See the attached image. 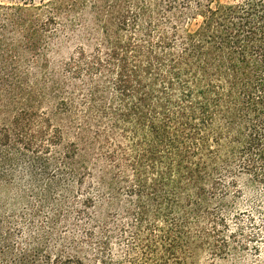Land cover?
I'll use <instances>...</instances> for the list:
<instances>
[{
  "label": "trees",
  "instance_id": "1",
  "mask_svg": "<svg viewBox=\"0 0 264 264\" xmlns=\"http://www.w3.org/2000/svg\"><path fill=\"white\" fill-rule=\"evenodd\" d=\"M263 187L264 0L0 2V264H264Z\"/></svg>",
  "mask_w": 264,
  "mask_h": 264
},
{
  "label": "rangeland",
  "instance_id": "2",
  "mask_svg": "<svg viewBox=\"0 0 264 264\" xmlns=\"http://www.w3.org/2000/svg\"><path fill=\"white\" fill-rule=\"evenodd\" d=\"M20 0H0V2H18ZM40 0H34V2H39ZM199 20L200 18L199 17H196L195 19H190L188 20V22L186 23L185 21L187 20H183L182 22V25H184L186 28H190V29H193L197 26V24L199 23ZM62 41V44L61 46L63 47L62 50L60 51V56H62L63 58L67 57L68 55L72 54L74 51H75V48L76 46L80 43V37L79 36H76L74 34H67L65 36V38H61L60 39ZM59 41V40H58ZM57 57V56H56ZM59 57V56H58ZM73 187L75 189V196L77 197L76 201L78 203H80V188L73 184ZM264 190V187L263 188H258V190ZM245 198H248L247 196L243 197V201L245 200ZM256 204V207L258 208V211L254 212V216L256 218V220H258L260 217H263L264 216V197H262V199L260 200L259 199V202L255 203ZM247 211H245L244 215H243V218L246 220V217H247ZM71 217H72V222H78V224H80V216L77 215V213H75L74 211H71ZM232 225H234L233 223H231ZM72 227V226H71ZM73 229V227H72ZM76 229V228H75ZM80 231V230H79ZM76 232V231H74ZM260 247H261V250L263 251L264 250V242L263 241H260ZM251 251H247L246 253H244V256L247 260V263L245 264H257V260L259 259L258 256H255L253 254H250ZM204 263L203 264H207V261H203ZM224 264H230L229 262H225Z\"/></svg>",
  "mask_w": 264,
  "mask_h": 264
}]
</instances>
